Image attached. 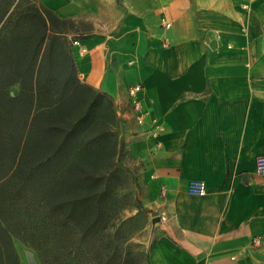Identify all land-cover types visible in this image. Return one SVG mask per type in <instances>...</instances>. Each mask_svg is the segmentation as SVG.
<instances>
[{
  "label": "crops",
  "instance_id": "0c3cea01",
  "mask_svg": "<svg viewBox=\"0 0 264 264\" xmlns=\"http://www.w3.org/2000/svg\"><path fill=\"white\" fill-rule=\"evenodd\" d=\"M39 2L84 25L68 35L80 41L71 46L78 78L126 122L128 161H138L144 204L164 231L148 264H264V181L255 173L264 154V0ZM192 180L205 183L204 195L188 193Z\"/></svg>",
  "mask_w": 264,
  "mask_h": 264
},
{
  "label": "trees",
  "instance_id": "16d2710c",
  "mask_svg": "<svg viewBox=\"0 0 264 264\" xmlns=\"http://www.w3.org/2000/svg\"><path fill=\"white\" fill-rule=\"evenodd\" d=\"M73 32L39 0H0V264H19L14 239L41 264H117L99 248L125 141L94 134L108 96L80 82Z\"/></svg>",
  "mask_w": 264,
  "mask_h": 264
},
{
  "label": "rangeland",
  "instance_id": "374dc122",
  "mask_svg": "<svg viewBox=\"0 0 264 264\" xmlns=\"http://www.w3.org/2000/svg\"><path fill=\"white\" fill-rule=\"evenodd\" d=\"M83 27L81 23H73L75 31ZM10 93L14 96L16 88L12 87ZM100 98L103 118L99 120L94 134H97L103 125V128L112 134V144L123 143L126 122L110 97ZM118 165L121 187L108 216L105 242L99 248H107L108 252L106 257L101 253L99 260L105 259L106 262L117 264H148L149 250L164 231L158 229V222L152 224L154 217L151 218V210L144 204V187L136 176L140 169L138 161L130 162L123 155ZM13 243L19 264H41L37 254L30 247L17 239H14Z\"/></svg>",
  "mask_w": 264,
  "mask_h": 264
},
{
  "label": "built area",
  "instance_id": "2783aa9c",
  "mask_svg": "<svg viewBox=\"0 0 264 264\" xmlns=\"http://www.w3.org/2000/svg\"><path fill=\"white\" fill-rule=\"evenodd\" d=\"M164 27L168 28L169 23L166 21H162ZM71 46L80 45L79 40H72ZM81 51H84V48H81ZM141 86L134 85L129 88V96H130V107L132 111L136 112L135 121L137 124H141L143 122V114L140 111V103L137 97V93L140 91ZM255 173L257 176L264 181V154L258 155L255 158ZM188 193L195 196H202L206 193L205 183L201 180H192L188 185ZM255 244L259 243L258 238L253 239Z\"/></svg>",
  "mask_w": 264,
  "mask_h": 264
},
{
  "label": "water",
  "instance_id": "95a60500",
  "mask_svg": "<svg viewBox=\"0 0 264 264\" xmlns=\"http://www.w3.org/2000/svg\"><path fill=\"white\" fill-rule=\"evenodd\" d=\"M159 220H160V218H159V217H154V218L152 219V224H154V223L158 222Z\"/></svg>",
  "mask_w": 264,
  "mask_h": 264
}]
</instances>
